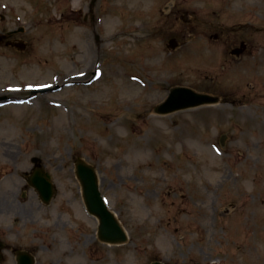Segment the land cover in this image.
<instances>
[{"label": "rangeland", "instance_id": "rangeland-1", "mask_svg": "<svg viewBox=\"0 0 264 264\" xmlns=\"http://www.w3.org/2000/svg\"><path fill=\"white\" fill-rule=\"evenodd\" d=\"M92 1L0 0V35L22 26L28 45L0 41V98L23 100L0 107V235L40 245L38 264H264V0ZM177 85L222 102L156 115ZM34 157L48 205L25 182ZM79 159L127 244L98 240Z\"/></svg>", "mask_w": 264, "mask_h": 264}, {"label": "water", "instance_id": "water-1", "mask_svg": "<svg viewBox=\"0 0 264 264\" xmlns=\"http://www.w3.org/2000/svg\"><path fill=\"white\" fill-rule=\"evenodd\" d=\"M217 102H219V98L217 97L198 94L189 88L177 87L171 90L168 99L164 103L156 107V112L160 114H169L178 110L204 104H214ZM77 173L83 185L84 198L89 211L97 215L101 220V238L111 243L126 242L127 236L124 230L101 198L94 169L80 161L77 164ZM49 178L50 176L48 174L37 173L33 180V184L41 192L46 202H49L54 194Z\"/></svg>", "mask_w": 264, "mask_h": 264}, {"label": "flooded vegetation", "instance_id": "flooded-vegetation-1", "mask_svg": "<svg viewBox=\"0 0 264 264\" xmlns=\"http://www.w3.org/2000/svg\"><path fill=\"white\" fill-rule=\"evenodd\" d=\"M41 247L30 248L22 247L19 245V241L16 243H9L6 237L0 235V264H20V257L24 255L33 256L35 259V264H38L36 258H38V253H41ZM40 264H43L40 258Z\"/></svg>", "mask_w": 264, "mask_h": 264}]
</instances>
